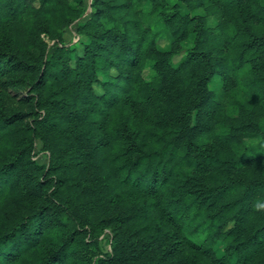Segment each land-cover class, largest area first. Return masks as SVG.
I'll return each instance as SVG.
<instances>
[{
  "label": "rangeland",
  "instance_id": "1",
  "mask_svg": "<svg viewBox=\"0 0 264 264\" xmlns=\"http://www.w3.org/2000/svg\"><path fill=\"white\" fill-rule=\"evenodd\" d=\"M254 1L264 4V0H243L241 8L257 16ZM93 2L0 0V59L11 57L37 70L15 69L10 63L0 66V113L6 119L0 128V165L14 161L6 174L0 173V234L41 210L66 222V235L84 252L85 264H264V243L255 247L250 260L238 261L235 255L224 259L250 233L257 216L255 203L264 198V188L248 192L240 232L235 230L236 206L220 211L222 226L213 256L189 246L172 252L164 239L168 226L161 215L160 196L125 176L119 167L126 162L128 141L111 138L117 131L131 135L137 151L147 154L137 159L136 168L154 171L164 188L180 181L196 188L198 179L216 185L233 178L240 184L234 197L242 194L245 181L264 178V48L254 71L249 63L240 69L234 63L209 81L215 101L209 111L213 119L195 144L184 147L173 133L177 106H185L190 95L183 76L193 67L180 75L173 70L193 47L195 32L177 37L162 13L178 8L174 24L184 16L202 15L209 30L206 46L228 61L234 47L232 25L240 19L238 8L228 9L216 0H114L118 6L113 8L108 0ZM118 18L131 20L135 44L143 50L134 65L124 66L138 80H122L128 88H117L118 97L104 103L101 82L118 73L114 67L96 71L99 82L92 83L87 102L76 89L89 91L76 75L79 58L87 57L91 35L111 28ZM249 22L255 32H264L263 19L249 17ZM148 41L159 51L178 50L167 62L156 63L155 54H148ZM142 81L155 84L146 90L147 101L139 94ZM240 102L249 113H241ZM130 160L127 165L134 163ZM218 205L203 209L213 212ZM203 217L198 215L193 223ZM25 238L18 239V255L0 259V264H41L51 238L45 232L30 242ZM54 264H71L70 258Z\"/></svg>",
  "mask_w": 264,
  "mask_h": 264
},
{
  "label": "trees",
  "instance_id": "2",
  "mask_svg": "<svg viewBox=\"0 0 264 264\" xmlns=\"http://www.w3.org/2000/svg\"><path fill=\"white\" fill-rule=\"evenodd\" d=\"M97 1L103 2L104 0H94L93 4H97ZM108 1L110 3L107 4L111 8L118 6L113 3L114 0ZM182 1L186 2L187 0ZM216 1L228 9L238 8L239 10L240 19L232 25L233 33L230 40L234 42V47L228 61L206 46L209 30L204 25L202 15L197 17L184 16L181 18L180 23L174 24V18H177L176 16L179 14L178 8L171 12L162 13L163 21L171 25L172 32L177 37L187 35L189 31L195 32L193 47L184 55L181 64L173 70V74L180 75L186 67H193V71L183 76L185 85L190 89V95L185 96L186 98L183 102L185 106L181 104L177 106V124L173 128L174 137L180 140L184 147L188 148L195 144V139L200 132L208 129L213 119L211 117L212 112L210 115L209 111L214 106L215 101L213 92L208 88V83L212 77L226 67L232 68L231 64L234 63L237 69L249 63L251 72L254 71L260 65L261 52L264 48V32L262 34L255 32L249 22V17L264 20V4L257 5L255 4L256 1L252 3V8L257 13V16H255L253 14L248 15L241 8L243 0ZM9 13L12 17L16 14L14 11H9ZM233 13L235 14V12ZM95 16L97 15H93L94 18ZM111 18L113 19L112 14ZM129 21L131 20L121 22L118 18L111 28H102L97 33L92 34L91 44L87 46V57L79 58L80 69L76 72V75L88 87L89 91L85 92L83 88L76 89L84 95L87 102L90 99L92 83L99 82L95 75L96 71L103 70L106 72L110 67H114L118 73L117 77L101 82L104 87V93L100 98L104 103L113 102V99L118 97L120 90L117 88H128V84L123 85L121 83L122 80L127 82L138 80L137 76L132 77L124 71L125 63L134 65L140 55L143 54V50L139 51L138 49L139 44H135L137 39L133 35ZM144 39L145 37H143ZM147 44H151V52L148 54H155L153 59L160 64L167 62L178 50V48H173L159 51L152 46V41L151 43L148 41ZM9 63L15 69L19 67L27 69L28 72L37 71L33 64L22 65L19 61L12 60L11 57L0 59V66L3 64V68ZM154 85L150 82H141L139 94L144 97L145 101L148 100L146 90L150 91V89L154 88ZM237 106L241 113H249L241 102L237 103ZM193 113L194 116H192ZM192 118L194 119L193 123ZM5 124L6 119L0 113V128H3ZM115 129L120 130L118 127ZM111 138L118 143L122 142L123 138L128 141L124 148V151H126L125 161L129 162L132 158L134 163L127 165L125 162L119 167L125 176L127 178L134 177L135 184L143 186L149 192L160 196L161 215L164 218V224L166 227L168 226L166 231L164 230L166 234L164 239L167 240V247L169 246L167 250L172 252L180 250L184 246H189L193 250L213 256L215 253L213 244L217 239L219 228L222 226L219 223L220 211L222 212L223 208L228 209L236 206L234 215L237 227H235V230L240 232L243 229L244 214L246 215L248 210V208L246 209L248 192L264 188V178L262 177H257L251 183L245 181V189L242 194L234 197L231 196L240 184L237 179L233 178L230 179L229 183L221 181L216 185H210L202 181V179H198V182L193 185L197 186L196 188L186 187L180 181L175 186L164 188L158 184L154 171L148 173L145 168H136V165H138L137 159L142 156L146 157L147 154L144 151H137L139 147L134 145L131 135L122 136V133L117 131ZM13 164L14 161L1 164L0 173L6 174L9 171V167ZM205 201H207L206 205H204ZM218 202L219 205L213 212H207L206 209H203L204 206L206 208L210 205L218 204ZM255 204L257 216L251 226L250 233L224 255V259L227 256V261L228 257L233 255L238 261L250 260L254 256L255 247L264 243V207H259L264 205V198ZM198 215H204V217L193 223V220ZM65 226L66 222L63 219L57 216L49 218L45 211L40 210L32 213L18 226L13 227L11 232L0 234V259L2 261L9 260L18 255V246L20 244L18 239L21 235H27L25 242H30L31 239L34 240L37 233L45 232L51 238V242L47 244L46 256L41 264H54L66 258H70L71 264H85L86 257L84 252L80 249L77 242L68 238ZM167 247H165V250Z\"/></svg>",
  "mask_w": 264,
  "mask_h": 264
},
{
  "label": "clouds",
  "instance_id": "3",
  "mask_svg": "<svg viewBox=\"0 0 264 264\" xmlns=\"http://www.w3.org/2000/svg\"><path fill=\"white\" fill-rule=\"evenodd\" d=\"M259 207H264V205H261V206H259Z\"/></svg>",
  "mask_w": 264,
  "mask_h": 264
}]
</instances>
